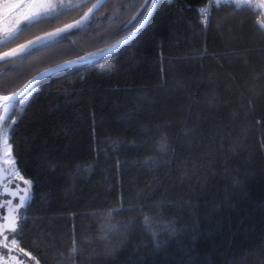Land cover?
I'll list each match as a JSON object with an SVG mask.
<instances>
[{"label": "trees", "instance_id": "16d2710c", "mask_svg": "<svg viewBox=\"0 0 264 264\" xmlns=\"http://www.w3.org/2000/svg\"><path fill=\"white\" fill-rule=\"evenodd\" d=\"M79 1L23 23L0 54L81 18L93 1L70 8ZM206 2L160 0L115 53L51 73L14 110L9 141L31 189L18 247L0 251L36 264H264V28L229 2L203 22ZM150 5L104 0L84 26L0 60V94L112 47Z\"/></svg>", "mask_w": 264, "mask_h": 264}, {"label": "rangeland", "instance_id": "374dc122", "mask_svg": "<svg viewBox=\"0 0 264 264\" xmlns=\"http://www.w3.org/2000/svg\"><path fill=\"white\" fill-rule=\"evenodd\" d=\"M33 2L34 0H0V37L7 38L15 34L23 23L28 22L26 18L32 16L35 11ZM53 2L58 4V0H53ZM31 92L18 100L16 104L5 103L4 111L0 115V247L4 244L5 236L8 246L18 247L15 232L19 229L24 207L30 198L31 181L20 172L16 165L9 141V127L13 121L12 109H18ZM5 109H7V114ZM7 118L8 124L4 126ZM25 180L30 181V185L25 184ZM22 198L23 204L20 203ZM0 264L36 263L16 253L6 254L0 251Z\"/></svg>", "mask_w": 264, "mask_h": 264}, {"label": "water", "instance_id": "95a60500", "mask_svg": "<svg viewBox=\"0 0 264 264\" xmlns=\"http://www.w3.org/2000/svg\"><path fill=\"white\" fill-rule=\"evenodd\" d=\"M92 1H93V4L91 5V7L88 9V11L81 18H79L77 20H74V21H71V22H69V23H67L65 25H62L60 27H57L55 29H52V30H49L47 32L41 33L39 35H36V36H34V37H32V38H30V39L18 44V45H15L14 47H12V48L6 50L5 52H3L2 54H0V60L15 56L17 54L26 52L28 50H31L34 47L39 46V45L43 44L44 42L50 40L51 38L63 33V32H61V33H59L57 35L49 36L50 33H56L57 29H66V27L68 25L75 26L77 21L81 22L79 27L84 26L87 23V21L91 18V16L96 11L99 10V8L102 6L104 0H81L78 3H76V4H74L73 6L70 7L71 9L79 8V7H81V6H83V5L87 4V3L92 2ZM159 1L160 0H158V2ZM158 2L156 3V5L154 7L152 5H150V7H152V12L148 15L147 20L144 21L143 24L139 23L130 33H128L126 36H124L120 41H118L112 47H110V48H108V49H106L104 51L98 52V53H92V54L82 55V56H79V57H74V58L59 62L57 64H54L52 66H49V67L43 69L42 71H39L37 74H35L23 87H21L15 93L4 94V95L0 94V101L4 102V103H9V102H14V101L24 97L27 93H29L37 85V83L41 79L47 77L51 73L56 72V71H58L60 69L67 68V67H70V66H73V65H77V64H81V63H85V62H89V61L102 59V58H105V57L115 53L118 49H120L124 44H126L131 39H133L141 31V29L145 26V24L147 23V21L151 17V15H152L155 7L157 6ZM53 15H55V14H53ZM74 28H77V27H73L71 29H67V31L72 30ZM130 34H131V38L125 39V37H128ZM15 36H16V33L10 35L7 38L0 39V45L6 43L8 41H11ZM37 37H43L44 39H43L42 42L41 41H37ZM29 41H34L36 43L34 45H28ZM21 45H28V48L27 49H21L20 48ZM13 50H17V51L13 55L5 56V53H11V52H13ZM5 96L12 97V100L11 101H5L3 99V97H5ZM4 243L6 244V236L4 237ZM8 247H9V249H13V247H11V246H8Z\"/></svg>", "mask_w": 264, "mask_h": 264}, {"label": "snow or ice", "instance_id": "6c2138e0", "mask_svg": "<svg viewBox=\"0 0 264 264\" xmlns=\"http://www.w3.org/2000/svg\"><path fill=\"white\" fill-rule=\"evenodd\" d=\"M148 2H150V4L154 7L156 5V3L158 2V0H148ZM224 2L228 3L229 0H224ZM169 3H172V0H169ZM212 3L216 7L220 6V0H212ZM239 6H240V4L237 3V7H239ZM33 7L35 8V11H34L33 15L26 18L30 25L38 23L41 20L49 19V18H51L53 16V14H55V16L58 17L64 11V7L65 6L63 5V3L56 4V3L53 2V0H34ZM259 7H264V0H260ZM206 11L207 10L205 8L199 9V13L202 16L205 15ZM151 12H152V7H149V8H147V10L145 12L142 13V19L140 21L141 24H143L144 21L147 20L148 15ZM133 19H135V17H133ZM80 23H81L80 21H77L75 26L68 25L66 27V29H57L56 33H50L49 36L57 35V34H59L61 32H66L67 29H71L73 27H79ZM129 38H131V34L128 37H125V39H129ZM43 39H44L43 37H37V41H41L42 42ZM35 43L36 42H34V41H29L28 45H34ZM28 45H21L20 48L21 49H27ZM16 51L17 50H13V52H11V53H5V56L13 55ZM3 99L5 101H11L12 97L5 96V97H3ZM5 112L7 114V109H5ZM21 179L23 180V177H21ZM24 183L30 185V181L25 180ZM20 203L21 204L24 203L23 198L21 199ZM17 235H20V233H17Z\"/></svg>", "mask_w": 264, "mask_h": 264}, {"label": "built area", "instance_id": "2783aa9c", "mask_svg": "<svg viewBox=\"0 0 264 264\" xmlns=\"http://www.w3.org/2000/svg\"><path fill=\"white\" fill-rule=\"evenodd\" d=\"M169 2V0H166ZM174 0H172L173 2ZM224 2V0H220V3ZM229 3L234 4L237 7V3L240 4V7H247L256 12L257 22L259 25L264 28V7H259L260 0H229ZM214 6L212 0H207V2L201 7L205 8L207 11L205 15L202 16L203 22H207L211 7Z\"/></svg>", "mask_w": 264, "mask_h": 264}, {"label": "flooded vegetation", "instance_id": "af4514ba", "mask_svg": "<svg viewBox=\"0 0 264 264\" xmlns=\"http://www.w3.org/2000/svg\"><path fill=\"white\" fill-rule=\"evenodd\" d=\"M22 98H23V97H22ZM22 98H20V99H22ZM20 99H18V100H20ZM18 100L14 101V102H9V103H14V104H16V102H17ZM3 105H5V103H3V102L0 101V115H1V114L3 113V111H4V110H3V109H4V108H3ZM14 110H15V108L12 109V111H11V115H12V113L14 112ZM7 120H8V118L6 119V122L4 121V124H3L4 126L8 124V123H7ZM6 123H7V124H6ZM4 244H5V243H4ZM5 245L8 247L7 244H5Z\"/></svg>", "mask_w": 264, "mask_h": 264}]
</instances>
